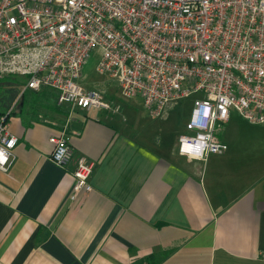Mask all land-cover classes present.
<instances>
[{
	"label": "crops",
	"instance_id": "obj_1",
	"mask_svg": "<svg viewBox=\"0 0 264 264\" xmlns=\"http://www.w3.org/2000/svg\"><path fill=\"white\" fill-rule=\"evenodd\" d=\"M13 85H0V117L23 88ZM52 99L53 119L17 106L8 118L19 140L10 170L0 169V264H264L259 137L256 147L193 160L178 143L140 137L123 115ZM232 118L223 140L229 124L238 139ZM64 128L73 157L59 166L49 138ZM79 157L95 163L93 189L72 199Z\"/></svg>",
	"mask_w": 264,
	"mask_h": 264
},
{
	"label": "built area",
	"instance_id": "obj_2",
	"mask_svg": "<svg viewBox=\"0 0 264 264\" xmlns=\"http://www.w3.org/2000/svg\"><path fill=\"white\" fill-rule=\"evenodd\" d=\"M92 53L97 74L123 97H141L152 116L199 94L178 138L189 159L228 150L220 133L233 111L264 124V0H0V77L23 76L22 91L50 89L58 105L119 112L104 88L81 82ZM19 97L0 117L5 172L19 140L8 124ZM49 140L51 160L65 166L66 129ZM94 167L77 158L72 199L93 189Z\"/></svg>",
	"mask_w": 264,
	"mask_h": 264
},
{
	"label": "rangeland",
	"instance_id": "obj_3",
	"mask_svg": "<svg viewBox=\"0 0 264 264\" xmlns=\"http://www.w3.org/2000/svg\"><path fill=\"white\" fill-rule=\"evenodd\" d=\"M98 61V55L92 53L83 69V78L81 82L87 86L95 88H104L107 91V97L115 104L120 105L119 112L107 111L108 116L115 117L116 115H123V123L127 125H133L135 130H138L139 136L148 140H157L164 138L171 144L178 143V138L181 134L188 132L187 122L189 121L194 102L199 98V94H193L187 98L177 100L170 103L175 105L173 109L162 112L159 116H152L149 110L145 107L141 97L126 98L120 94L117 82L112 80L108 76H101L97 74L95 67ZM8 81L21 83L25 81L23 76H7ZM14 84L13 86H19ZM22 89V87H20ZM1 90V89H0ZM51 91V90H47ZM43 107L39 108L42 115L53 119L54 114L49 110V106L53 107L55 100H45ZM105 111V110H104ZM46 113V115H45ZM233 127L236 123H239V134L237 139V126L233 131L230 129V125H227L223 138L227 142L229 152H239L243 149L256 147L259 141L256 138H260L261 144L264 143V134L257 135L254 132H250L252 129L248 121H245L237 112L233 111ZM253 136V137H252ZM256 136V137H254ZM232 142V144H230ZM257 143V144H256Z\"/></svg>",
	"mask_w": 264,
	"mask_h": 264
},
{
	"label": "trees",
	"instance_id": "obj_4",
	"mask_svg": "<svg viewBox=\"0 0 264 264\" xmlns=\"http://www.w3.org/2000/svg\"><path fill=\"white\" fill-rule=\"evenodd\" d=\"M8 82L7 78H1L0 77V85ZM9 82H12L11 80ZM14 84H21L17 82H13ZM25 83V81H24ZM23 83V84H24ZM20 95L18 102H17V108L19 109L20 113L23 114H34L36 113L40 107L45 106L44 101L47 97H54L55 93L52 91H47V89H42L39 91L33 90V89H25L24 91L20 90V92L17 90L16 95ZM52 110H59L57 107H50Z\"/></svg>",
	"mask_w": 264,
	"mask_h": 264
}]
</instances>
